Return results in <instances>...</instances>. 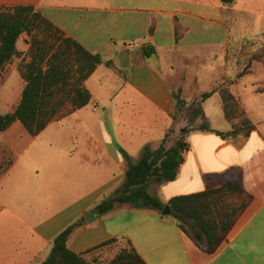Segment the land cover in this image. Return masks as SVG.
<instances>
[{
    "label": "crops",
    "instance_id": "1",
    "mask_svg": "<svg viewBox=\"0 0 264 264\" xmlns=\"http://www.w3.org/2000/svg\"><path fill=\"white\" fill-rule=\"evenodd\" d=\"M0 5H33L67 37L113 62L100 64L84 82L91 102L59 120L76 115L88 126L84 111L90 107L112 128H46L37 137L25 128L3 132L11 140L0 147V159L10 155L11 164L0 171V264H42L63 229L122 186L128 165L119 147L136 162L146 145L157 148L167 138L171 146L185 128H191L188 150L177 178L151 182L149 192L166 206L174 196L242 182L253 199L220 248L208 253L176 219L131 204L103 215L96 210L92 221L73 232L69 247L84 253L119 239L130 242L146 264H264V67L256 62L239 75L242 69L227 61L232 42L263 37L264 0H237L232 7L221 0H0ZM17 47L22 55L6 66L0 91L11 77L21 85L0 93L2 114L16 108L25 87L19 64L30 60L27 34ZM220 87L230 89L255 124L249 135L217 133L231 132L239 121L226 118ZM210 91L202 106L211 131L199 129L201 118L189 126L183 111H176L175 93L186 108Z\"/></svg>",
    "mask_w": 264,
    "mask_h": 264
},
{
    "label": "trees",
    "instance_id": "2",
    "mask_svg": "<svg viewBox=\"0 0 264 264\" xmlns=\"http://www.w3.org/2000/svg\"><path fill=\"white\" fill-rule=\"evenodd\" d=\"M221 1L223 5L232 7L237 0ZM23 34L29 36L30 43L26 53L30 60L24 58L19 64L25 87L16 108L5 114L0 113V133L20 122L30 135L37 137L52 121L62 120L87 106L92 94L84 82L100 64L106 63L112 67L113 62L105 61L100 54L90 52L76 40L67 37L63 30L33 5H0V81L5 75L6 66L14 57L22 55L17 42ZM249 43L254 44L253 40L232 43L228 48L227 61L233 62L237 52H244ZM145 53L147 56L151 54ZM263 60L264 41L259 49L249 55L239 75L247 73L255 61ZM235 63L241 64L240 58H236ZM213 91L203 92L200 100L193 101L186 108L176 109L177 112L183 111L189 126L201 118L204 122L199 129L211 131L202 101ZM219 91L226 118L239 121L233 124L231 132L217 133L221 136L249 135L256 126L247 117L239 100L227 87H220ZM175 99L186 104L179 92L175 93ZM173 118H176L175 114ZM190 129L185 128L181 137L171 146H167V138L157 148L146 145L136 162L131 160L126 150L119 147L128 165L125 180L116 191L104 195L94 205V209L103 215L119 206L131 204L135 207L152 206L162 212L165 204L149 192V185L151 182L164 183L177 178L184 153L188 150L185 139ZM252 199L242 182L228 180L214 189L172 197L168 202L170 212L167 215L176 219L183 231L189 233L202 249L214 253ZM84 223L85 218L82 216L63 229L52 241L51 253L42 264H93L86 257L89 253L119 240L113 239L84 253H76L69 247V238ZM127 244L106 264H146L131 243L127 241Z\"/></svg>",
    "mask_w": 264,
    "mask_h": 264
},
{
    "label": "rangeland",
    "instance_id": "3",
    "mask_svg": "<svg viewBox=\"0 0 264 264\" xmlns=\"http://www.w3.org/2000/svg\"><path fill=\"white\" fill-rule=\"evenodd\" d=\"M246 40H251V41L253 40L254 44L252 45L251 43H249V46H247V48L244 50V52H242V53L237 52L236 57L232 60L233 62H229L233 66L236 65L237 67H239V69H242V70L245 67V64L248 62L249 55L252 54V52H254L255 50L260 48V45L264 41V36L263 37L246 38L243 42H245ZM237 42L242 43V41H237ZM232 43H234V42H232ZM236 58H240L241 64L235 63ZM256 62H260L262 64V66L264 67V60L263 61H255L254 63H256ZM165 69L171 75V80L173 81V83H177V77L174 74V72L172 71V69L168 68L167 66H165ZM20 85L21 84L17 78H13V77L9 78L8 81L6 82V84L4 85V88L1 89V91H0L1 96L2 95L6 96L7 92H9V90H15V89L18 90L20 88ZM0 88H2L1 83H0ZM84 112H85V117L87 118V125L88 126H85L84 124L79 122L76 115H73V116H70L66 121L51 122L47 126V128H66V129H70V128H112L111 122L104 121V116L101 115V111H100L99 115H96L93 112V110L90 107H88ZM18 124L19 125H16V126L12 125L13 127L11 126L10 128H24V126L21 123H18ZM45 138H46V135H43V137H41V139H39V140H45ZM10 140H11V137L9 136V133H3V132L0 133V147L6 146V143H8V141H10ZM176 140L177 139L173 140V143L171 145H173L176 142ZM168 141L169 140H167V144L168 143L170 144V141L169 142ZM9 156L10 155H7V156H4L0 159V171L9 165V163H10L9 162V160H10ZM126 246H128L127 241L118 240V241L111 243L110 245L100 247L98 249L93 250L86 257L88 260L92 261L93 264H106L110 259H112L120 251L121 248L126 247Z\"/></svg>",
    "mask_w": 264,
    "mask_h": 264
},
{
    "label": "water",
    "instance_id": "4",
    "mask_svg": "<svg viewBox=\"0 0 264 264\" xmlns=\"http://www.w3.org/2000/svg\"><path fill=\"white\" fill-rule=\"evenodd\" d=\"M177 106L179 107V108H181V107H183L184 106V104L181 102V101H179L178 102V104H177ZM163 214H168L169 212H170V207H169V205H166L164 208H163ZM97 211L96 210H92V211H90V212H88L87 214H86V216H85V219H86V221L87 222H90V221H92V219L97 215Z\"/></svg>",
    "mask_w": 264,
    "mask_h": 264
}]
</instances>
